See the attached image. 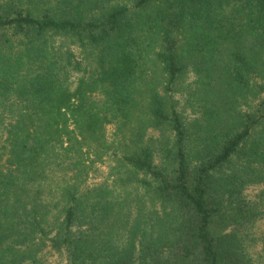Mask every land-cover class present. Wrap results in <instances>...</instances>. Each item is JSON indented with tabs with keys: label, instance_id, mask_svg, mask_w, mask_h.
Masks as SVG:
<instances>
[{
	"label": "trees",
	"instance_id": "trees-1",
	"mask_svg": "<svg viewBox=\"0 0 264 264\" xmlns=\"http://www.w3.org/2000/svg\"><path fill=\"white\" fill-rule=\"evenodd\" d=\"M262 220L264 0H0V264H264Z\"/></svg>",
	"mask_w": 264,
	"mask_h": 264
},
{
	"label": "rangeland",
	"instance_id": "rangeland-1",
	"mask_svg": "<svg viewBox=\"0 0 264 264\" xmlns=\"http://www.w3.org/2000/svg\"><path fill=\"white\" fill-rule=\"evenodd\" d=\"M194 76L191 72L188 73L185 79L184 86L189 88V85L193 81ZM184 90V89H183ZM183 90L174 91L173 98L176 100V108L180 111L186 119H190L194 116L193 108L189 105L188 95ZM114 132L113 125H108L105 129V135L108 138L112 137V133ZM152 130H148V134L151 133ZM112 139V138H111ZM109 141V140H108ZM111 150H114L113 148ZM119 154V152H118ZM89 165H91V170L88 174L86 184L88 185H95L101 183L105 180H111L110 175V168L116 164V157L114 154H110V152H103L100 154V158H96L93 154H90L89 158ZM258 187L252 189L257 190ZM248 190V192L252 191ZM256 230L260 234V239L258 244L256 245V249L259 250L261 246L264 247V220L259 222L256 225Z\"/></svg>",
	"mask_w": 264,
	"mask_h": 264
}]
</instances>
